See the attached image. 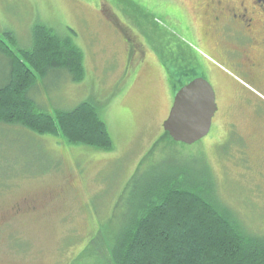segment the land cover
Masks as SVG:
<instances>
[{
  "label": "rangeland",
  "instance_id": "obj_1",
  "mask_svg": "<svg viewBox=\"0 0 264 264\" xmlns=\"http://www.w3.org/2000/svg\"><path fill=\"white\" fill-rule=\"evenodd\" d=\"M142 7L136 0H0V86L9 78L1 47L31 49L38 25L71 38L84 55V80L52 73L30 97L36 111L52 116L91 103L114 146L99 152L0 125V264H73L104 227L122 222L128 184L138 169L147 172L151 158L164 165L161 172L182 169L192 157L207 162L223 202L251 232L264 235V53L251 77L236 57L224 55L209 135L192 146L165 141L146 161L173 106L169 77H189L177 65L169 76L153 66L151 51H166L162 35L171 21L146 8L145 15ZM139 41L147 53L142 58L135 55ZM160 54L159 61L167 60ZM17 204L33 211L17 218Z\"/></svg>",
  "mask_w": 264,
  "mask_h": 264
},
{
  "label": "trees",
  "instance_id": "obj_2",
  "mask_svg": "<svg viewBox=\"0 0 264 264\" xmlns=\"http://www.w3.org/2000/svg\"><path fill=\"white\" fill-rule=\"evenodd\" d=\"M1 48L9 78L0 86V125L59 138L68 146L114 150L96 106L83 103L52 116L36 111L30 97L39 79L52 73L67 72L76 83L84 80V55L71 38L38 25L31 49ZM192 79L180 82L171 75L173 94ZM165 141L175 143L164 133L145 160ZM151 161L147 172L138 169L128 184L122 222L104 227L73 264H264V235L251 232L223 202L207 162L198 165L192 157L182 169L161 172L157 170L164 165Z\"/></svg>",
  "mask_w": 264,
  "mask_h": 264
},
{
  "label": "flooded vegetation",
  "instance_id": "obj_3",
  "mask_svg": "<svg viewBox=\"0 0 264 264\" xmlns=\"http://www.w3.org/2000/svg\"><path fill=\"white\" fill-rule=\"evenodd\" d=\"M136 1L143 6L142 10L160 12L171 21L166 35H162L167 42L166 51L161 54L155 49L151 51L153 66L167 70L169 76L170 69L177 65L189 79L195 75L191 81L205 79L215 91L216 104L218 68L224 55L236 57L241 69L250 77L261 70L259 59L264 53V22L256 20L264 19V0H187L190 5L185 9L178 7L179 0ZM142 42L139 41L141 46L138 47L141 53L135 54L140 58L146 53ZM159 54L167 60L159 61ZM198 68L200 76H196ZM12 211L20 218L33 210L28 204H17Z\"/></svg>",
  "mask_w": 264,
  "mask_h": 264
},
{
  "label": "water",
  "instance_id": "obj_4",
  "mask_svg": "<svg viewBox=\"0 0 264 264\" xmlns=\"http://www.w3.org/2000/svg\"><path fill=\"white\" fill-rule=\"evenodd\" d=\"M218 111L213 87L203 78L183 86L163 123L164 132L177 144L192 146L206 138Z\"/></svg>",
  "mask_w": 264,
  "mask_h": 264
}]
</instances>
